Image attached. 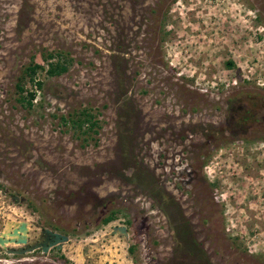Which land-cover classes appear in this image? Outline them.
Wrapping results in <instances>:
<instances>
[{"label": "rangeland", "instance_id": "rangeland-1", "mask_svg": "<svg viewBox=\"0 0 264 264\" xmlns=\"http://www.w3.org/2000/svg\"><path fill=\"white\" fill-rule=\"evenodd\" d=\"M19 222L67 240L0 264H264V0H0V234Z\"/></svg>", "mask_w": 264, "mask_h": 264}, {"label": "trees", "instance_id": "trees-1", "mask_svg": "<svg viewBox=\"0 0 264 264\" xmlns=\"http://www.w3.org/2000/svg\"><path fill=\"white\" fill-rule=\"evenodd\" d=\"M55 55L59 56V54L57 53ZM47 57L52 59V54L48 53ZM45 60L47 59L45 58ZM67 63H68L67 59L60 60L59 58H57L54 61L47 62L46 68H45L46 75L47 76H58L64 73L67 70ZM41 69H43V66L40 63L31 61L29 64H27L23 68L20 76L17 78V80L14 83V89L17 95L16 100L20 102L21 104L23 103L27 107L32 105V100L34 98V93H35L34 90L36 88L41 87V82L35 77L36 72ZM26 83L30 84V86H33V88L32 89L25 88ZM243 93L246 94L244 95V97L246 96L247 98H250L246 100L249 101L248 103L253 107L258 101L261 102L260 99L251 98L253 95H255V93H250V92H243ZM237 95L238 94H236L235 96ZM76 113L77 114L74 118L71 116L68 119V121L71 124V127L76 129L77 131H81V133L83 134H86L88 132L95 133L97 130L98 124L96 120L93 119V114L90 113L86 108H82L78 110ZM247 113H250V111L247 110ZM63 120L65 119L63 118ZM113 217H114L113 212H110L107 216L102 218L101 221L102 223H107L111 221Z\"/></svg>", "mask_w": 264, "mask_h": 264}, {"label": "water", "instance_id": "water-1", "mask_svg": "<svg viewBox=\"0 0 264 264\" xmlns=\"http://www.w3.org/2000/svg\"><path fill=\"white\" fill-rule=\"evenodd\" d=\"M118 230L123 234L125 232L124 226H120ZM42 231L44 233L43 241L33 244L34 248L40 247L42 252H45L51 246L58 248L61 242L67 240V237L65 235L59 234L57 232H51L48 229H43ZM25 232H26L25 222H19L10 231L0 234V247L7 253L18 254L24 251H31L33 249V246H27ZM5 243H12L18 246L24 245L25 248L20 249L19 247H17V248H6L5 249Z\"/></svg>", "mask_w": 264, "mask_h": 264}, {"label": "flooded vegetation", "instance_id": "flooded-vegetation-1", "mask_svg": "<svg viewBox=\"0 0 264 264\" xmlns=\"http://www.w3.org/2000/svg\"><path fill=\"white\" fill-rule=\"evenodd\" d=\"M234 96H235V95H234ZM246 121H254V122L257 121L256 113H255L254 111H250V113H247V114L244 113L243 116H240V117L238 118V121H237L236 123L239 124V125H244ZM9 195H10V197L13 199V202L19 201V200H18L17 193H15V194H9ZM30 226H31V224H30ZM37 226H38V227H37ZM32 227H33L32 233H34V235H35L36 238H37V240L35 239L33 242H36V241L40 240L41 237H42L41 230L43 229V226L40 225V224H37L36 222H34V225H33ZM37 231H40V232H37ZM8 238H9V237H8ZM39 238H40V239H39ZM33 242H32V243H33ZM32 243H27V246H30V244H32ZM7 246H11V247H13V248H17V247H19L20 249H24V248H25L24 245L18 246V245L8 244ZM0 249H1V247H0ZM37 249H40V248H37ZM34 250H36V249H33L32 251H34ZM40 250H41V249H40ZM32 251H31V252H32Z\"/></svg>", "mask_w": 264, "mask_h": 264}, {"label": "bare ground", "instance_id": "bare-ground-1", "mask_svg": "<svg viewBox=\"0 0 264 264\" xmlns=\"http://www.w3.org/2000/svg\"><path fill=\"white\" fill-rule=\"evenodd\" d=\"M6 244H10V243H5V245H6ZM11 244H12V243H11Z\"/></svg>", "mask_w": 264, "mask_h": 264}]
</instances>
